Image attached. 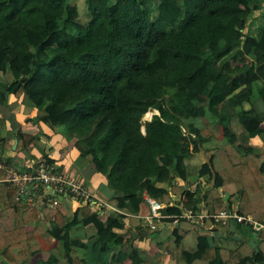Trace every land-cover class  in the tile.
Segmentation results:
<instances>
[{
    "label": "trees",
    "instance_id": "trees-1",
    "mask_svg": "<svg viewBox=\"0 0 264 264\" xmlns=\"http://www.w3.org/2000/svg\"><path fill=\"white\" fill-rule=\"evenodd\" d=\"M0 77V105L27 96L37 115L26 124L95 165L123 212L18 202L0 168L1 264H162L134 246L150 236L167 264H264V233L243 224L216 237L185 220L166 237L126 231L145 194L165 215L230 206L264 224V0H0ZM6 131L0 117V163L22 167L4 157ZM8 134L36 167L53 164L40 135ZM45 233L55 253L43 260Z\"/></svg>",
    "mask_w": 264,
    "mask_h": 264
},
{
    "label": "built area",
    "instance_id": "built-area-1",
    "mask_svg": "<svg viewBox=\"0 0 264 264\" xmlns=\"http://www.w3.org/2000/svg\"><path fill=\"white\" fill-rule=\"evenodd\" d=\"M0 168L4 172L2 181L13 187L18 202L26 201L32 207L40 209L44 206L56 209L63 201L71 200L90 205L96 211H103L105 214L109 215L110 213L108 204L94 194L83 179L66 172H58L53 164H41L36 167L32 162L27 166L18 167V165L2 162ZM50 193H53V196ZM60 197H63V200H60ZM176 198L174 197V199ZM145 203L149 207V214L128 216L140 221L148 232L170 229L185 220L211 233H214L218 228L222 229L236 223L250 228L255 235L264 233L263 223L251 215H240L236 207L232 209L228 206L227 209L215 214L209 213L204 207L199 212L184 209L180 215L170 216L162 213L166 207L163 202L153 199L147 194H145ZM120 213L123 214L122 211Z\"/></svg>",
    "mask_w": 264,
    "mask_h": 264
},
{
    "label": "crops",
    "instance_id": "crops-1",
    "mask_svg": "<svg viewBox=\"0 0 264 264\" xmlns=\"http://www.w3.org/2000/svg\"><path fill=\"white\" fill-rule=\"evenodd\" d=\"M3 81L2 77H0V82ZM260 109H264V104L260 103ZM229 113H233L231 110H227ZM37 115V110L30 107L29 100L27 96H23L21 99H16L12 97L8 106L0 105V117H5L7 119V131L4 133L8 146L7 151L5 153V158L11 157L15 161H17L21 166H27L29 163L34 161L28 159L22 153H15L13 150L16 144V138L13 134H8L10 131H16L18 129H22L24 133L28 135H40L41 143L45 147V152L47 156L53 161V165L56 167L58 172H66L73 176H77L80 179H83L85 183L90 187V190L96 194L99 198L101 197L104 202L108 204L110 207V216L118 217L121 215L120 210L116 207H113L109 204L110 198L113 196V192L108 188L107 181L105 177H103L100 173L97 172L95 165L88 163L87 161L81 160L78 152L70 147L67 140L62 137L60 134L55 133L50 128L43 124L39 125H31L26 124L27 118H35ZM254 145L261 147L263 144L259 139H255L252 142ZM32 154L36 158V160L42 157V152L37 148H31ZM201 162H203L202 157L195 158L190 161V164L195 169L197 168ZM35 163V162H34ZM193 170V169H192ZM195 171V170H194ZM147 183L143 184L145 187ZM49 193V191H48ZM50 195V194H49ZM53 196V193H52ZM176 196H173V199ZM176 200V199H174ZM66 203H69L73 206L74 209L80 207V203L77 201L65 200ZM149 207L145 203L141 214L147 215L149 214ZM145 228L141 225V223L135 219L130 218L127 221L126 231L134 234V238L136 234L142 232ZM168 230H164L161 234L166 237L169 235ZM223 230L217 229L214 231L213 237H216L219 234H222ZM237 234V233H236ZM239 235V234H237ZM240 236V235H239ZM147 237V236H145ZM241 237V236H240ZM40 245L42 247V259L46 260L50 257L51 254L55 253V241L48 236L47 233L40 236L39 238ZM135 247H138L141 250L148 251L153 260L154 257L159 258L162 264H167L168 259V251L166 249L159 250L151 240L145 241H136L134 243ZM131 247L128 245L125 246L122 251L130 252ZM120 251V249H118ZM1 264V260H0ZM37 264V262H36ZM58 264H68L64 260H60Z\"/></svg>",
    "mask_w": 264,
    "mask_h": 264
},
{
    "label": "water",
    "instance_id": "water-1",
    "mask_svg": "<svg viewBox=\"0 0 264 264\" xmlns=\"http://www.w3.org/2000/svg\"><path fill=\"white\" fill-rule=\"evenodd\" d=\"M157 114H158V113H157ZM17 145H18V142H17V140H16V144H15V146H14V148H13L14 151L16 150ZM50 194L52 195V193H50ZM54 195H55V194H54ZM60 200H63V197H60ZM231 232H232V234H233V239H234V240H236V241H238V242H240V241L242 240L241 237H240L239 235L236 234V227H235V226H233V227L231 228ZM140 235H142V236H148V235H149V232H148V231L139 232L138 234L135 235V237H138V236H140ZM251 244L253 245V247H256V246H257L256 243H255L254 241H252Z\"/></svg>",
    "mask_w": 264,
    "mask_h": 264
},
{
    "label": "rangeland",
    "instance_id": "rangeland-1",
    "mask_svg": "<svg viewBox=\"0 0 264 264\" xmlns=\"http://www.w3.org/2000/svg\"><path fill=\"white\" fill-rule=\"evenodd\" d=\"M239 3H241V4H243V5H245L246 4V0H237ZM15 67H16V71L18 72V76H19V74H21L20 73V71H21V68H20V66L18 65V64H16L15 65ZM24 73V72H23ZM24 74H26V73H24ZM222 110L225 112V113H227V109H225V108H222ZM219 111V110H218ZM232 111V110H231ZM156 112H150V114L148 113L146 116H145V118H144V121H149V120H151V118H152V116L155 114ZM150 116V117H149ZM101 198V197H100ZM102 199V198H101ZM103 200V199H102ZM152 238L153 237H149V240H151L152 241Z\"/></svg>",
    "mask_w": 264,
    "mask_h": 264
},
{
    "label": "bare ground",
    "instance_id": "bare-ground-1",
    "mask_svg": "<svg viewBox=\"0 0 264 264\" xmlns=\"http://www.w3.org/2000/svg\"><path fill=\"white\" fill-rule=\"evenodd\" d=\"M150 114V113H149ZM150 117V116H149Z\"/></svg>",
    "mask_w": 264,
    "mask_h": 264
}]
</instances>
